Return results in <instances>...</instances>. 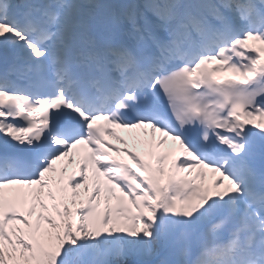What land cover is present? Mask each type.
Returning a JSON list of instances; mask_svg holds the SVG:
<instances>
[{
  "label": "snow or ice",
  "instance_id": "snow-or-ice-1",
  "mask_svg": "<svg viewBox=\"0 0 264 264\" xmlns=\"http://www.w3.org/2000/svg\"><path fill=\"white\" fill-rule=\"evenodd\" d=\"M0 264H264V0H0Z\"/></svg>",
  "mask_w": 264,
  "mask_h": 264
},
{
  "label": "bare ground",
  "instance_id": "bare-ground-1",
  "mask_svg": "<svg viewBox=\"0 0 264 264\" xmlns=\"http://www.w3.org/2000/svg\"><path fill=\"white\" fill-rule=\"evenodd\" d=\"M117 131V130H116ZM121 135H125L123 133H120ZM72 173V166H70V169L68 170V174H71Z\"/></svg>",
  "mask_w": 264,
  "mask_h": 264
}]
</instances>
